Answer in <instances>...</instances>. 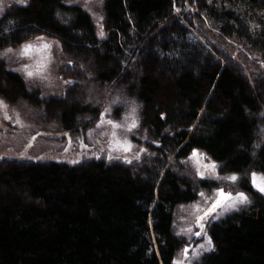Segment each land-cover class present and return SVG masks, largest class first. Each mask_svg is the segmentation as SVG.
<instances>
[{
  "label": "trees",
  "instance_id": "trees-1",
  "mask_svg": "<svg viewBox=\"0 0 264 264\" xmlns=\"http://www.w3.org/2000/svg\"><path fill=\"white\" fill-rule=\"evenodd\" d=\"M187 1L213 34L194 28L185 0H103L102 38L87 11L63 0L5 9L0 48L55 37L67 64L61 74L72 80L43 103L0 61L5 102L42 109L36 120L47 133H74L93 126L117 94L114 116L135 103L148 140L131 164L0 159V264H173L184 244L173 234L176 207L216 188L241 190L249 203L209 224L213 248L199 264H264V196L250 179L264 176V69L254 62L264 59V0ZM195 150L238 180L181 167Z\"/></svg>",
  "mask_w": 264,
  "mask_h": 264
},
{
  "label": "rangeland",
  "instance_id": "rangeland-1",
  "mask_svg": "<svg viewBox=\"0 0 264 264\" xmlns=\"http://www.w3.org/2000/svg\"><path fill=\"white\" fill-rule=\"evenodd\" d=\"M63 1L66 4L78 5L87 11L95 25L97 35L101 37V30L103 31V0ZM27 2L28 0H25L24 3H20L19 0H0V18L9 5H26ZM184 5L185 8L184 11L182 10L183 13H186L190 10L193 13V19L196 20H194L195 29H199L202 34L206 33L208 36L215 32L213 29L214 27L211 26V22L203 15L201 10L197 11L198 8H196V6L192 3H189L187 0H185ZM175 11L176 13L180 12V8H175ZM197 15L201 16L203 19V26H200L203 28V31L199 28L200 21L198 20ZM179 16L182 17V15ZM252 26H255V24H252ZM190 29L192 31L189 34L190 37H196L200 39V34H197L193 28ZM207 29H209L211 33L208 32ZM104 36L105 33L103 31V37ZM38 37H43L44 42L52 45L50 50V63L48 64L44 73V75L47 77L46 79H41L39 76L28 78L23 71L25 66H32V69H34L36 62L41 59L42 55H44L43 53H33L31 58H22L19 55L22 46L25 44H35L37 47H39L41 41L37 39ZM8 49H12V51L8 52ZM238 50L239 49H235L233 53L235 54ZM0 61L5 62L9 70L20 74L26 84L28 91L30 93L36 92L39 99L43 100V103L52 97H62L65 93L67 85L72 83V80L64 78L61 74L62 66L67 64L66 61H64L61 53L59 40L55 37L40 35L17 45H7L2 47L0 48ZM254 62L259 67V69L260 67L264 69V59L260 58ZM236 63L239 64L238 66H240L241 72H245L246 74L248 73L251 78L254 77L255 73L251 70L250 65L241 64V62ZM78 84H80V86L83 85V83L80 82ZM81 91L82 97L84 99L87 98L92 104L96 102V97L93 98L90 94L91 91H86L83 89ZM0 101H3L7 105L6 109L0 108V159L8 158L33 162L57 161L67 164H79L88 160H103L106 163L120 161L126 164H131L133 162L139 161L146 154L145 142H147L148 139L146 131L142 130L140 127L138 106L135 103L128 104L126 102L121 115L119 117L114 116L113 110L115 107L123 103L120 96L117 94L115 96L112 95L109 98V101H107L105 105V111L101 116H103L105 120H112L114 123L121 124V128L113 129L111 125L108 124H104L102 127L98 128L97 125L100 124L101 120L100 116V118L90 128L74 133L62 131H49L47 133L45 130L41 129L39 123L36 120L37 114L40 117L45 115V112L42 109H35L32 107V105L25 101H19L16 104H8L1 96ZM133 108L136 109L135 118L137 120L138 127L129 132L126 129L127 125L131 123L130 117L132 116ZM5 111L7 112V115L10 117V119H5ZM17 120H19L20 123H17ZM49 125L53 126L55 123ZM113 131L116 132L115 139L112 136ZM115 140H119L121 143L127 140L132 145L131 151L124 152L122 149L118 148L114 150ZM193 152L202 154L203 160L201 164L214 163L216 165V170L214 173L205 171L203 167L198 165L192 158L193 153H191V155L186 160H184V163L182 161L180 166L184 168L185 166H189L196 177L201 178L197 171L199 168L200 172L204 173L203 178L227 182H231L227 179V177L232 175H235L237 178H239L238 174L236 173H221L219 170V164L211 161L203 152L198 150ZM137 155L139 156V159H136ZM128 161L131 162L129 163ZM253 173H255L257 176L264 177L259 173L251 172L250 179ZM220 189L223 188H216L210 190L209 192L200 191L199 196L195 201L176 207L174 211V223L172 227L173 234L181 237L184 244L175 254L173 264H179L180 261H183V264H199L201 256L206 252L211 251L213 248L212 242L211 245H208L207 243V241L210 239L207 232L209 224L213 221L220 220L221 217L223 218L229 213L245 207L249 203V200L244 204L237 203L235 207L229 208L226 211L224 209H217L215 213L208 216L204 221L200 222L203 224V231H201L200 227L197 226V217L202 216L204 213L203 211L197 212L195 208L196 206H199L200 209H207L210 206L212 200L215 199L216 192ZM223 190L228 192V190ZM241 192L243 191H234L232 192V195L235 196ZM201 193H204V196H201ZM244 194L247 196L246 193ZM262 195L264 196V194ZM188 229H191V232L187 231ZM195 233H200V235L197 236ZM200 245H204V247H200ZM154 247H156L155 243ZM186 248L189 250L187 259L184 257V249Z\"/></svg>",
  "mask_w": 264,
  "mask_h": 264
},
{
  "label": "snow or ice",
  "instance_id": "snow-or-ice-1",
  "mask_svg": "<svg viewBox=\"0 0 264 264\" xmlns=\"http://www.w3.org/2000/svg\"><path fill=\"white\" fill-rule=\"evenodd\" d=\"M20 3H24L25 0H19ZM101 37H103V31L101 30L100 33ZM38 40L41 41V44L39 47H37L35 44H25L22 46V49L19 53L20 57L22 58H31L33 53H43L44 55L41 56V59L36 62L34 69H32V66H25L23 71L25 72L26 76L28 78H32L34 76H39L41 79H46L47 77L44 75L48 64L50 63V50L52 45L44 42L43 37H38ZM8 52H11L12 49H8ZM0 108L6 109L7 105L0 101ZM135 111L136 109L133 108L132 110V116L131 123L127 125V131L131 132L133 129L138 127L137 120L135 118ZM5 119H10V117L7 115V112L5 111ZM128 119V118H126ZM17 123H20L19 120L16 121ZM104 124L111 125L113 129H119L122 127L119 123H114L112 120H105L103 116H101L100 124L97 125V127H102ZM112 136L115 139L116 132H112ZM122 149L124 152H129L132 149V145L125 140L123 143H121L119 140H115L114 144V150L115 149ZM192 158L196 161L198 165H201L205 171L214 173L216 170V165L214 163L212 164H201L203 160V156L200 153L193 152ZM136 159H139V156L137 155ZM129 163L131 161H128ZM198 174L203 178L204 173L200 172V169H197ZM228 180L231 182H236L238 179L237 176L232 175L230 177H227ZM253 186L262 194H264V177L257 176L255 173L252 174L251 177ZM201 196H204V193H201ZM248 202V197L243 193H238L235 196L232 195L231 192H225L223 189H220L215 194V199L212 200L210 206L207 209H200L199 206H196L195 210L197 212L203 211L202 216L197 217V226L200 227L201 231H203V224L200 223L201 221H204L208 216L212 215L216 212L217 209H224L225 211L229 208L235 207L237 203L244 204ZM187 231L191 232V229H188ZM195 235H200V233H195ZM208 245H211V240L209 239L207 241ZM200 247H204V245H200ZM188 249H184V257L187 259L188 256ZM179 264H183V261H180Z\"/></svg>",
  "mask_w": 264,
  "mask_h": 264
}]
</instances>
